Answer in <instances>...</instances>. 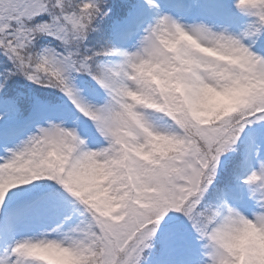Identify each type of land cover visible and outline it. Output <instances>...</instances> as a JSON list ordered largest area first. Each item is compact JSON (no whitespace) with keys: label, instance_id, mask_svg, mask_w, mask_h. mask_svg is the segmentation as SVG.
Returning a JSON list of instances; mask_svg holds the SVG:
<instances>
[{"label":"snow or ice","instance_id":"6c2138e0","mask_svg":"<svg viewBox=\"0 0 264 264\" xmlns=\"http://www.w3.org/2000/svg\"><path fill=\"white\" fill-rule=\"evenodd\" d=\"M232 7L235 31L161 0L107 24L108 0H0V264H141L169 212L195 264L249 260L222 233L264 230V0ZM177 34L242 52V102L203 118L161 89L149 67L211 86L162 44Z\"/></svg>","mask_w":264,"mask_h":264},{"label":"clouds","instance_id":"9594fccd","mask_svg":"<svg viewBox=\"0 0 264 264\" xmlns=\"http://www.w3.org/2000/svg\"><path fill=\"white\" fill-rule=\"evenodd\" d=\"M161 42L172 52L182 50V65L185 68H199L201 76L211 83V86H189L178 80L173 81L168 73L159 68L147 69L149 75L158 78L161 89L166 93L182 94L185 102L198 117L207 118L230 110L242 102L252 86L243 76L247 60L236 48L217 44L215 40L198 41L186 34L166 37ZM153 146L156 150L165 152L174 147V144L162 136H157L153 137ZM112 207H119V204L116 203ZM222 240L225 247L235 252L238 258H249L238 259L237 264H264V230H258L252 224L235 223L226 226Z\"/></svg>","mask_w":264,"mask_h":264},{"label":"rangeland","instance_id":"374dc122","mask_svg":"<svg viewBox=\"0 0 264 264\" xmlns=\"http://www.w3.org/2000/svg\"><path fill=\"white\" fill-rule=\"evenodd\" d=\"M233 0H161L165 11L170 12L184 23H193L194 21H204L210 25H229L230 30L235 31L237 24L232 22L233 17H239L240 14L232 7ZM142 0H139L136 9L141 7ZM179 4L182 7L176 8L174 5ZM190 9L188 14H185L184 9ZM135 9V10H136ZM145 17L151 15L146 10L143 12ZM243 19V17H241ZM264 54V51H262ZM228 159V155L222 156L221 160ZM179 214L169 212L161 221L160 227H165L167 222L175 218L179 225V232L174 242H167L168 234L164 235L163 250L159 253L153 250L148 252L145 249V255L148 257L146 264H195L196 250L195 245L191 243L188 234L187 225L179 218ZM166 231H172L175 226H166ZM158 253V254H157Z\"/></svg>","mask_w":264,"mask_h":264},{"label":"trees","instance_id":"16d2710c","mask_svg":"<svg viewBox=\"0 0 264 264\" xmlns=\"http://www.w3.org/2000/svg\"><path fill=\"white\" fill-rule=\"evenodd\" d=\"M108 2L111 4L112 8H113V12H112V17L109 18V20H106L104 23L107 24L110 22V20L112 18H120V17H124L125 15L129 14L130 12L134 11L137 7V4H139V0H108ZM227 156V155H226ZM166 226H175V228H172V231H166V226L164 227H160V229H158V233L156 236V243H155V253L156 252H160L163 250V246H162V241L164 240V235L166 236V234L170 235L171 232L175 231L176 234H178L179 230V225L177 223V221L175 220V218H172L169 222H167V224H165ZM165 249V246H164ZM151 251V249H148V252ZM166 251V249H165ZM157 253V254H158ZM146 260H142L141 264H146L145 263Z\"/></svg>","mask_w":264,"mask_h":264}]
</instances>
